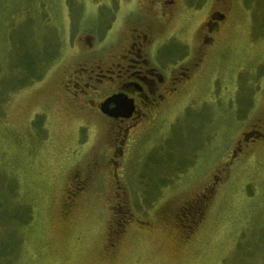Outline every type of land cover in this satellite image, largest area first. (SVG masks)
Returning <instances> with one entry per match:
<instances>
[{
	"label": "rangeland",
	"instance_id": "374dc122",
	"mask_svg": "<svg viewBox=\"0 0 264 264\" xmlns=\"http://www.w3.org/2000/svg\"><path fill=\"white\" fill-rule=\"evenodd\" d=\"M77 1L0 0V264H264V0H230L193 78L163 111L122 127L95 107L113 84L94 85V111L64 90L75 66L70 26L84 12ZM177 1L166 33L179 49L197 44L218 0H201L197 14ZM111 15L89 23L101 33ZM127 125L125 146L106 137ZM108 144L124 151L109 163L118 186L102 167L67 209L71 172L97 152L103 160ZM215 178L206 220L187 238L183 223L196 218L185 215L204 200L184 206ZM123 213L124 233L108 249Z\"/></svg>",
	"mask_w": 264,
	"mask_h": 264
},
{
	"label": "flooded vegetation",
	"instance_id": "af4514ba",
	"mask_svg": "<svg viewBox=\"0 0 264 264\" xmlns=\"http://www.w3.org/2000/svg\"><path fill=\"white\" fill-rule=\"evenodd\" d=\"M190 1L192 0H185L184 6L197 14L202 7L199 5L201 0H195L189 7L186 2L190 3ZM219 2L221 8L218 6ZM76 3L84 9V12L77 21L73 15L74 19L70 26L68 42L73 51L72 58L75 60V66L64 82V90L72 95L74 100L82 98L85 101L84 105L76 103L78 106H86V109L90 111H94L96 107L101 117L118 122L120 127L133 120H148L153 114H158L169 105L173 97L180 92L181 86L191 80L205 62L210 49L215 45V37L212 34L221 30L222 25L226 23L227 11L231 8L230 0H218L214 6L211 5L202 27L197 28V44L194 42L189 45L180 42L181 46L177 49L172 45L177 39L173 40L176 35L166 33L168 25L176 16L178 4H180L177 0H80ZM105 9H109L112 15L107 22L102 23L103 31L97 33L94 23L90 24L89 21L101 16ZM118 13L122 15L116 19L115 16ZM122 28L124 29L123 34L120 33ZM183 52L185 53L176 63L171 64L170 61L162 64L163 57L172 58L173 54L178 55ZM184 60H187L186 64H180L175 68V64ZM99 81L109 85L113 84V86L101 94L102 99L94 107L95 102L92 99L96 92L94 85ZM87 87L91 89L88 90ZM113 94H123L133 100L134 111L130 116L114 117L102 111L101 103ZM129 127L130 125H127L123 128L125 135L121 132L122 128L111 127L106 137L112 142L121 137L120 142L125 146ZM108 149L110 152L104 153L103 160L99 158L103 152H97L96 157L89 160L84 171L77 168L71 172V180L74 184L66 190L67 209L81 195L94 188L96 179H99L95 177L96 173L102 167L103 175H108L110 181L114 180L113 184L118 186L116 183L118 168L116 167L112 174L109 163L116 164L117 157L124 153L123 147L119 146L117 149L115 145L108 144ZM75 152V154L80 153L78 150ZM78 178H80L79 182ZM215 179L216 181H212L201 193L197 194L193 199L194 203L191 200L190 205L184 206L186 210L188 206L194 209L200 196L204 200L200 212L195 210L185 215L188 218L190 216L196 218L192 223H183L181 229L187 234V238H190L198 230L200 224L206 220V209L212 201V194L217 185L218 179ZM120 191V195L126 196L124 185H120ZM125 214L127 213L119 216L120 221H116V228L109 237L108 249L110 247L114 250L124 233V221L128 219Z\"/></svg>",
	"mask_w": 264,
	"mask_h": 264
},
{
	"label": "water",
	"instance_id": "95a60500",
	"mask_svg": "<svg viewBox=\"0 0 264 264\" xmlns=\"http://www.w3.org/2000/svg\"><path fill=\"white\" fill-rule=\"evenodd\" d=\"M101 109L104 113L114 117L130 116L134 111V104L133 100L123 94H113L101 103Z\"/></svg>",
	"mask_w": 264,
	"mask_h": 264
},
{
	"label": "trees",
	"instance_id": "16d2710c",
	"mask_svg": "<svg viewBox=\"0 0 264 264\" xmlns=\"http://www.w3.org/2000/svg\"><path fill=\"white\" fill-rule=\"evenodd\" d=\"M2 87H4V89L6 88V86H7V83H4V82H2L1 84H0ZM1 88V87H0ZM1 95L2 94H0V100H1ZM4 97V96H3ZM6 99V98H5ZM120 216V215H119ZM116 221H118V220H116Z\"/></svg>",
	"mask_w": 264,
	"mask_h": 264
}]
</instances>
